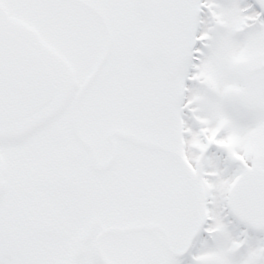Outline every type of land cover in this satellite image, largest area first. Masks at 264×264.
Instances as JSON below:
<instances>
[{
  "label": "snow or ice",
  "instance_id": "6c2138e0",
  "mask_svg": "<svg viewBox=\"0 0 264 264\" xmlns=\"http://www.w3.org/2000/svg\"><path fill=\"white\" fill-rule=\"evenodd\" d=\"M0 264H264V0H0Z\"/></svg>",
  "mask_w": 264,
  "mask_h": 264
}]
</instances>
